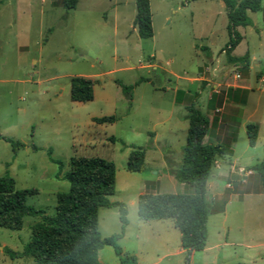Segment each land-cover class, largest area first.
<instances>
[{"label":"rangeland","instance_id":"obj_1","mask_svg":"<svg viewBox=\"0 0 264 264\" xmlns=\"http://www.w3.org/2000/svg\"><path fill=\"white\" fill-rule=\"evenodd\" d=\"M149 5L153 35L143 39L134 25L135 0H77L73 9L62 0H0V176H11L16 189H36L26 203L53 215L56 193L69 188L63 175L70 157H101L115 165L108 199L127 207L117 240L123 257L139 264H264V188L258 171L246 172L264 162V0L261 9L248 11L251 24L237 27L242 38L233 54L248 52L249 67L229 62L224 52L229 36L222 0H149ZM207 50L219 60L214 72ZM212 73V82L220 84V110L211 112L203 143L222 144L227 152L216 161L234 165V171L214 177V163L209 177L214 185L205 194L210 204L205 247L187 253L171 218L138 217L137 197L157 187L161 193L184 192L176 179L169 182L181 163L188 128L185 102L173 99L177 89L189 90L186 103L209 115L205 102L212 83L197 78ZM73 76L92 81V100L70 99ZM243 81L250 90H230ZM233 96L244 101L243 109L229 102ZM109 115L114 122L92 120ZM248 123L258 126L253 145ZM2 137L24 146L14 151ZM133 146L145 148L142 172L125 168ZM49 148L61 165L49 161ZM37 220L27 216L20 229L0 227V264L33 263L25 256L10 258L5 250L21 251ZM98 228L101 237L121 231L116 207L99 208ZM98 260L119 264L109 245L99 249Z\"/></svg>","mask_w":264,"mask_h":264},{"label":"trees","instance_id":"obj_2","mask_svg":"<svg viewBox=\"0 0 264 264\" xmlns=\"http://www.w3.org/2000/svg\"><path fill=\"white\" fill-rule=\"evenodd\" d=\"M222 1L226 9V29L229 36L224 51L229 61L243 62L247 66L250 61L248 53L242 56H231L230 53L242 38L237 27L251 24L248 11L261 9V0ZM62 3L67 9H73L77 0H62ZM135 7L134 25L137 27L138 36L143 39L150 38L153 29L149 0H135ZM182 93L181 90L176 91L177 102L181 101ZM214 96L210 98L211 106ZM70 99L77 102L92 100V81L83 76L71 77ZM185 107L188 120L187 135L182 147L181 163L173 172V176L190 190L182 193H140L137 197V215L145 221L171 218L179 231L181 248L190 253L205 247L206 223L210 211V204L205 198L207 180L215 161L225 155L226 149L220 143H203L209 130V118L196 108L193 102L185 103ZM92 120L96 123H112L115 117H93ZM257 129V124L246 125L250 145L255 143ZM2 138L11 143L14 151L24 146L19 141ZM47 154L49 161L62 164L61 160L51 156V148ZM144 158L145 148L133 146L127 157L126 170L142 172L145 169ZM249 170L259 172L264 188V162L248 167L247 171ZM63 178L68 181L69 188L67 191L56 193L55 213L48 215L44 209L26 203L27 196L36 194V189H16L11 176H0V227L20 229L25 217L39 218L31 224V237L23 249H6L8 256L29 257L32 264H99V249L109 245L119 256V264H139L133 256L123 257L117 245V240L127 224V207L122 202L108 199L115 189L114 163L101 157L72 156L69 159V169ZM100 207L118 209L121 222L119 233L101 237L98 228Z\"/></svg>","mask_w":264,"mask_h":264},{"label":"crops","instance_id":"obj_3","mask_svg":"<svg viewBox=\"0 0 264 264\" xmlns=\"http://www.w3.org/2000/svg\"><path fill=\"white\" fill-rule=\"evenodd\" d=\"M239 27V26H238ZM236 48V47H235ZM208 49V48H207ZM207 51H209V54H210V50H207ZM233 51H234V49H233ZM233 51L230 53L231 54V56H236V55H234L233 54ZM225 52V51H224ZM248 53V52H247ZM242 56V55H241ZM207 62H208V64H209V66L210 67H212V68H218V66L217 65H215V63L217 64L218 62H219V60H218V58H216V59H214L213 57H212V55L210 54L208 57H207ZM229 62H231V61H229ZM249 63H250V61H249ZM204 64V61L202 62V65ZM247 67H249V64L247 65ZM224 75H226V72L224 73ZM246 76V75H245ZM244 78V77H243ZM194 79H196V78H191L190 79V81H192V82H194ZM197 80H202V81H205V78L204 77H198L197 78ZM262 80V79H261ZM220 84L219 83H217V82H212V84H211V86H210V88H211V91L208 93V95H207V98H206V106H207V111L208 112H210L209 113V115L206 113V115H207V117L209 118V116H211L210 114H211V112H213V111H218V110H220V108L216 105V99H217V97H218V90H217V86H219ZM232 86H231V88H230V90H232V91H235V92H241V93H243V92H246V91H248V90H250V88H249V86L243 81L242 82V84H240V85H236V83H234V84H231ZM177 90H181L183 93H182V95H181V101L180 102H177L176 100H175V97H174V99H173V102H174V104H182L183 102H187L186 101V98H187V94H189L190 92H189V90H184V89H177ZM214 94H216V96H214ZM236 94V93H235ZM212 96H214V102H213V104H212V106H211V100H210V98L212 97ZM227 98H228V96H226ZM185 100V101H184ZM229 102L232 104V105H237V107H238V109L240 110V109H243V107H244V104H243V102H242V100H241V98L240 99H235V97L233 96V98H229ZM238 103V104H237ZM209 122H210V125H209V130H210V127H211V121H210V118H209ZM209 130H208V132H207V134L209 133ZM206 134V135H207ZM203 140H205V138L203 139ZM234 141V138L232 139V141L231 142H233ZM226 152H227V149H226ZM226 154V153H225ZM217 162V161H216ZM234 165H229V167L226 165V163H224L223 162V165L222 164H220L219 162H217V165L215 164V169H216V174L215 175H213L214 177H216V176H223V175H225L226 174V172H227V170L228 171H230V172H233L234 171V167H233ZM243 171V170H242ZM241 171V172H242ZM249 171H251V170H249ZM246 172H248V171H246ZM168 175V173L166 174V176ZM169 176V175H168ZM173 178V180H169V182H170V184L171 183H175V178H174V176H172ZM181 185H183L182 187H183V190L185 191V184H183V183H181ZM212 185H214V181L212 180V179H208L207 180V188L208 187H210V186H212ZM227 185V184H226ZM158 188V187H157ZM157 188H152V190H151V192H159L158 191V189ZM140 193H143L142 191H140ZM139 193V194H140ZM183 249V248H182ZM203 250V249H202Z\"/></svg>","mask_w":264,"mask_h":264},{"label":"built area","instance_id":"obj_4","mask_svg":"<svg viewBox=\"0 0 264 264\" xmlns=\"http://www.w3.org/2000/svg\"><path fill=\"white\" fill-rule=\"evenodd\" d=\"M218 68H212V72H214L215 70H217ZM237 77L239 76L238 74L236 75ZM213 77H214V74L212 73L211 74V78H207L205 79L206 81H208V83H212V80H213ZM215 164L217 165V162H215Z\"/></svg>","mask_w":264,"mask_h":264}]
</instances>
